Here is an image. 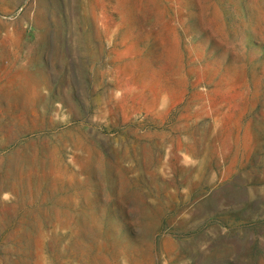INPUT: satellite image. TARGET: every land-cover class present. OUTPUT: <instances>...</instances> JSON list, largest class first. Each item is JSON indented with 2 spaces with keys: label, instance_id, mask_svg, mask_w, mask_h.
<instances>
[{
  "label": "rangeland",
  "instance_id": "obj_1",
  "mask_svg": "<svg viewBox=\"0 0 264 264\" xmlns=\"http://www.w3.org/2000/svg\"><path fill=\"white\" fill-rule=\"evenodd\" d=\"M0 264H264V0H0Z\"/></svg>",
  "mask_w": 264,
  "mask_h": 264
}]
</instances>
